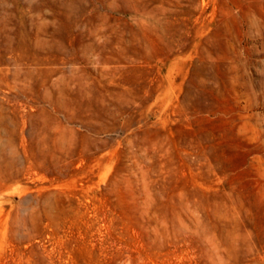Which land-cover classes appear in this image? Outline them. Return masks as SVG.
<instances>
[{"label": "rangeland", "instance_id": "1", "mask_svg": "<svg viewBox=\"0 0 264 264\" xmlns=\"http://www.w3.org/2000/svg\"><path fill=\"white\" fill-rule=\"evenodd\" d=\"M0 264H264V0H0Z\"/></svg>", "mask_w": 264, "mask_h": 264}]
</instances>
